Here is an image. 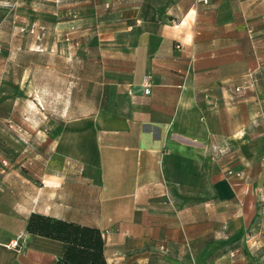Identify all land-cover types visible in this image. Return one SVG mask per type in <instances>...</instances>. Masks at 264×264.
<instances>
[{"label":"crops","instance_id":"obj_1","mask_svg":"<svg viewBox=\"0 0 264 264\" xmlns=\"http://www.w3.org/2000/svg\"><path fill=\"white\" fill-rule=\"evenodd\" d=\"M181 4L107 35L112 53L69 97L80 116L39 135L32 175L0 165V264L62 259L65 244L26 232L33 213L99 229L107 264H264V156L238 152L254 113L264 136V9Z\"/></svg>","mask_w":264,"mask_h":264},{"label":"rangeland","instance_id":"obj_2","mask_svg":"<svg viewBox=\"0 0 264 264\" xmlns=\"http://www.w3.org/2000/svg\"><path fill=\"white\" fill-rule=\"evenodd\" d=\"M234 4L236 9H264V0H234ZM171 9L185 8L181 0H0V56H4V61L0 57V165L32 175L30 170L39 164L34 158L39 135L43 141L67 130L65 120L80 116L79 105L69 97L73 90L80 100L78 73L95 77V61L112 53L107 35L129 26L161 23ZM90 93L92 113L97 93L92 82ZM257 114L250 120L248 144L238 150L250 164L264 156ZM48 161L44 148L42 166ZM257 199L256 227L264 236V177Z\"/></svg>","mask_w":264,"mask_h":264},{"label":"trees","instance_id":"obj_3","mask_svg":"<svg viewBox=\"0 0 264 264\" xmlns=\"http://www.w3.org/2000/svg\"><path fill=\"white\" fill-rule=\"evenodd\" d=\"M26 232L65 244L61 260L54 264H107L105 242L99 229L33 213Z\"/></svg>","mask_w":264,"mask_h":264},{"label":"built area","instance_id":"obj_4","mask_svg":"<svg viewBox=\"0 0 264 264\" xmlns=\"http://www.w3.org/2000/svg\"><path fill=\"white\" fill-rule=\"evenodd\" d=\"M145 92H146L147 94L150 92L148 86L146 87ZM227 175H228V176H234V177H237V178H241V174H240V173H234V172H232V171H228V172H227ZM19 239H20V238H19ZM18 246H19L18 241H16V242L12 245L13 248H16V247H18Z\"/></svg>","mask_w":264,"mask_h":264}]
</instances>
